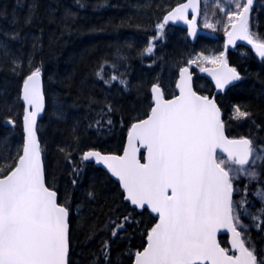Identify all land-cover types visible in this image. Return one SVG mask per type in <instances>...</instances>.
Instances as JSON below:
<instances>
[{"label": "trees", "instance_id": "1", "mask_svg": "<svg viewBox=\"0 0 264 264\" xmlns=\"http://www.w3.org/2000/svg\"><path fill=\"white\" fill-rule=\"evenodd\" d=\"M183 1L0 0V162L15 163L13 158L22 154L20 93L27 76L39 68L46 109L37 132L46 185L57 191L59 203L67 202L70 210L69 264H105L104 241L109 243V264H132L157 222L147 210L132 209L119 185L82 156L89 150L120 155L131 126L151 112L152 87L159 85L164 96L172 98L183 67L199 54L221 53L219 40L199 37L192 44L184 29L164 25L161 31L158 27ZM259 29L264 35V11L259 14ZM149 45L151 55L145 51ZM244 57L229 54L231 65L244 75L218 97V104L229 137L263 144L264 62L249 51ZM101 66L109 84L96 75ZM112 75L118 79L111 81ZM194 87L206 96L214 93L212 84L199 75ZM234 105L251 115L237 121L232 116ZM8 119L14 124H8ZM10 171L5 167L0 178ZM263 181L264 175L258 181H237L234 202L241 197L245 204L256 199ZM89 191L93 198L88 197ZM125 216L129 222H124ZM122 222L124 228L117 229ZM254 223L261 226V220ZM221 243L228 249L226 237Z\"/></svg>", "mask_w": 264, "mask_h": 264}, {"label": "snow or ice", "instance_id": "2", "mask_svg": "<svg viewBox=\"0 0 264 264\" xmlns=\"http://www.w3.org/2000/svg\"><path fill=\"white\" fill-rule=\"evenodd\" d=\"M252 6L253 0L237 2V11L228 14L232 28L227 32L228 44H234L237 39L247 41L264 59V42L254 39L250 32ZM189 8L198 11L197 0H188L171 11L158 27L162 31L169 21H183L189 25V34L195 36V19H187ZM145 51L151 55L153 47L149 45ZM205 59L208 58H197ZM208 62L219 66L200 70L209 72L217 89L223 90L242 79L235 68L228 67L223 54ZM103 73L101 66L96 75L109 84ZM40 77L41 70L36 68L23 85V100L33 110L26 109L23 118L26 142L22 155L18 153L13 158L15 163L0 162V174H4L5 167L11 169L0 178V264H68L70 210L67 202L58 203L57 191L46 186L36 135V117L44 107ZM117 79L116 75L110 77L111 81ZM191 80L188 68L181 69L176 85L179 95L171 100L164 99L159 85L152 87L155 106L146 119L131 126L122 156L88 151L82 160L94 159L97 164H103L119 181L125 200L135 208L149 209L158 217L147 233V246L135 253L134 264H264V255H257L250 238L247 242L242 239L246 226L241 224L242 231L236 227L240 223L236 205L242 206L246 201L243 197L233 200L234 192L239 191L233 181L241 173L256 179L257 173L244 166L249 165L250 158L253 163L264 159V149L253 157L251 139H228L215 100L197 95ZM108 111L112 109L109 107ZM250 115L237 107L234 118ZM107 122L110 124L111 120ZM7 123L14 121L8 119ZM140 147L146 149V156L141 157L145 163L138 158ZM217 149L227 154V161L217 155ZM226 163L238 166L235 175H230L232 169L226 168ZM72 183L75 185L76 180ZM87 195L94 197L91 191ZM256 195L264 202V192ZM251 219L255 222L261 218L252 215ZM124 222H129L128 216ZM254 226L260 230L259 223ZM116 228L123 229L124 223ZM221 229L232 234L230 250L217 242ZM111 234L116 237L117 231ZM229 251L238 254L230 255ZM101 257L109 264L108 241L103 242Z\"/></svg>", "mask_w": 264, "mask_h": 264}, {"label": "rangeland", "instance_id": "3", "mask_svg": "<svg viewBox=\"0 0 264 264\" xmlns=\"http://www.w3.org/2000/svg\"><path fill=\"white\" fill-rule=\"evenodd\" d=\"M239 2L241 4L246 3V0H202V4L204 8L201 11V19L200 23L205 27L206 24H211L213 27L209 28L211 30L216 31L217 33L223 34L228 29L231 28V25L228 21V14L230 12L237 11L236 9V3ZM264 11V0H255L253 11H252V20L250 23V32L253 34L254 39L264 42L260 35L258 34L257 30V15ZM220 54L217 55H204L199 54L195 58L197 61L195 64H191L190 66L195 68L197 72L200 71L201 68H207V67H214L217 64H213L208 62V60L218 57ZM198 57H205L208 59L205 60H197ZM239 107L241 111L247 112L245 108H243L241 105H234L232 110V116L234 117L235 109ZM236 119V118H235ZM247 118H241L236 119L237 121H244ZM242 123V122H241ZM253 157L257 155V152L261 149H264V142L263 144H253ZM218 156H221L227 161V158L223 155L219 154ZM226 168H231L232 172L231 175H235V171L238 166L227 164L225 165ZM249 171H255L257 173L256 179L252 180L248 178L245 174L241 173L240 177L238 179H235L233 181V186L235 189H237V185L235 183L237 181H241V179H247L250 181H258L260 180L264 175V159L255 160L253 163V159L251 158V161L249 165L244 166ZM258 192H264V181L262 182V185L259 186ZM237 194V192H235ZM256 199L252 200L250 203L245 204L243 207L239 208L236 206L238 210V214L240 215V223L236 225L237 229L239 231H242L241 224L246 226V233L242 236V239H244L246 242L250 238V240L254 243L255 248L257 250V255H264V237H262V234L264 235V211H261L264 209V202L261 201L260 198L256 195ZM248 213V214H246ZM250 214V215H249ZM255 215L260 217L261 219V226L260 230H255L254 228V221L251 219V216ZM247 246V245H246Z\"/></svg>", "mask_w": 264, "mask_h": 264}, {"label": "water", "instance_id": "4", "mask_svg": "<svg viewBox=\"0 0 264 264\" xmlns=\"http://www.w3.org/2000/svg\"><path fill=\"white\" fill-rule=\"evenodd\" d=\"M185 3H188V0H187L186 2H184L183 4H185ZM197 3H198V11L194 12L191 8H189L188 11H187V19H188L189 21L195 19V25H194V27H195V36H192V35L189 34V32H190L189 25L186 24V23H184L183 21H176V22L169 21V22L167 23V25H174V26L181 27V28L185 29V30L187 31V35H188V39H189V41H190L191 43H193V44H195V43L197 42V39H198L200 36L209 37V38H212V39L217 38V35H216V34H214V33L210 32V31H208V30H205V29H202V28L199 27V25H198V21H199V16H200V0H197ZM253 3H254V0H253ZM183 4H181V5H183ZM181 5H179V6H177V7H180ZM177 7H175L173 10H175ZM173 10H172V11H173ZM170 12H171V11H170ZM170 12H169V13H170ZM169 13H168V14H169ZM168 14H166V16H167ZM189 16H190V17H189ZM250 17H251V11H250V14H249V21H250ZM164 18H165V17H164ZM230 31H232V28H231ZM230 31H229V32H230ZM239 45H243V46L247 47L249 50H251V51L254 53V55H255L256 58H258V59H260V60H264V59H262V58L257 54L256 50L253 49L252 46H251L250 44L247 43V41H243V40H239V39H237V40H235L234 44H228V36H227V34H226V36H225V46H224V50H223V53H222V54L224 55L225 59H226V54H227V52H228L229 50H235ZM226 46H227V47H226ZM226 60H227V59H226ZM227 65H228V67H232V68H234V67H233L228 61H227ZM218 66H219V65H217V66H215V67L204 68V69L214 70V69L218 68ZM185 68H188V70H189V74H190L191 77H192V72H191L190 68H189V67H185ZM237 72H238V71H237ZM238 73H239V72H238ZM201 75H202L203 77L207 78V79L212 83L213 88H214V94H213L212 96H207V97H208L209 99H214L215 102H216V104H217V107L220 109V107H219V105H218V102H217V98H218V96H220V95H225V94L227 93V91H228L229 89L233 88L234 86H236V85L238 84L239 81H233L231 84L226 85L225 88H224L223 90H220V89H217V87H216V82H215V80H213L212 76L209 75V72H208V71H201ZM179 79H180V75H179ZM179 79H178V82H179ZM178 82H177V83H178ZM191 83H192L193 91H195V92L197 93V95L204 96V95L198 93V92L195 90V88H194L193 77H192ZM23 85H24V84H23ZM40 88H41L42 95H43V97H44V107H43V110H42V111L37 115V117H36V135H37V140H38V141H39V136H38V132H37V127H38V124H39L41 118L43 117V115H44V113H45V109H46L45 93H44V82H43V77H42V75H41V77H40ZM176 90H177V95H176V96H178V95H179V89L176 87ZM161 91H162V90H161ZM162 93H163V92H162ZM163 96H164V95H163ZM176 96H175V97H176ZM175 97H174V98H175ZM174 98H172V99H174ZM20 99H21V101H22V103H23V105H24V115H25V110H26V109H28L29 111H32V110H33V109L29 108V106L26 105L25 101L23 100V86H22L21 93H20ZM152 99H153V93H152ZM164 99H165V97H164ZM165 100H171V99H165ZM154 106H155V101H154V99H153V107H154ZM220 113H221V120H222V122H223V114H222L221 109H220ZM149 115H150V114H149ZM149 115H148V116H149ZM23 118H24V116H23ZM146 118H147V117H146ZM146 118H145V119H146ZM138 122H139V121H138ZM22 123H23V136H24V138H23V145H24V143L26 142V133H25V131H24V119H23ZM136 123H137V122H136ZM130 129H131V128H130ZM224 133H225V136H226L228 139H241V138H230V137L227 135V133H226L225 125H224ZM39 143H40V141H39ZM127 145H128V136H127V139H126V144H125L124 150H125V148H127ZM40 147H41V144H40ZM138 147H139V145H138ZM124 150H123V152H122L120 155H117V154H109V153H102L101 151H98V152H100L102 155H117V156H122L123 153H124ZM89 151H97V150H89ZM87 152H88V151H87ZM85 153H86V152H85ZM141 154H143V156H146V149L140 147V148H139V152H138V158H141ZM219 154H221V155H223L224 157L227 158V154H226V153H222V152H220L219 149H217V155H219ZM21 155H22V154H21ZM250 160H251V158H250ZM41 161H42V164H43V166H44V160H43L42 151H41ZM85 162L93 163L95 166L101 168L104 172H106V174H107V175H108V176H109L114 182H116V183L119 185L120 189H121L122 192H123V189L121 188V186H120V184H119V181H118L115 177L111 176V173L108 172L107 168H106L103 164H97V163L95 162L94 159H92V160H88V161H85ZM145 162H146V160H144V159L142 160V159H141V163H145ZM249 162H250V161H249ZM245 166H246V165H245ZM44 172H45V166H44ZM2 178H4V177H2ZM45 182H46V179H45ZM46 186H47V185H46ZM123 195H125V194L123 193ZM234 196H235V192H234V194H233V200H234ZM57 199H58V197H57ZM124 201H125V202H126V203H127L132 209H135V210H137L138 212H142V211H143L142 209L135 208V206L131 205L129 201H127V200H125V199H124ZM58 203H59V200H58ZM144 210H147V211L150 213V215L156 217V218H157V222H158V217L156 216V214L151 213V211H150L149 209H147V208H145ZM69 220H70V215H69ZM157 222H156V223H157ZM153 227H154V226H153ZM237 230H238V229H237ZM238 231H239V230H238ZM69 237H70V225H69ZM222 237H226V238H227V241H228V247H229V250H230L231 247H232V246H231V239H232V234H231V232L227 231L226 229H221V230L217 233V242L220 244V246H221L222 248H225V247L222 245V243H221V238H222ZM146 246H147V238H146V245H145V247H146ZM143 249H144V248H143ZM143 249H142L141 251H143ZM225 249H226V248H225ZM229 254H230V255H235V254H238V253H235L234 251H230ZM69 256H70V241H69L68 264H69ZM134 259H135V257H134ZM132 264H134V260H133V263H132Z\"/></svg>", "mask_w": 264, "mask_h": 264}, {"label": "flooded vegetation", "instance_id": "5", "mask_svg": "<svg viewBox=\"0 0 264 264\" xmlns=\"http://www.w3.org/2000/svg\"><path fill=\"white\" fill-rule=\"evenodd\" d=\"M187 0H185V1H183L182 3H180L179 5H181V4H183L184 2H186ZM254 3H255V0H254ZM254 3H253V6H252V9H251V17H250V21H249V25H250V23H251V20H252V11H253V7H254ZM179 5H177V6H179ZM177 6H175V7H177ZM174 7V8H175ZM174 8H172L170 11H172ZM204 8V6H203V4H202V0H200V16H199V21H198V25H199V27L200 28H203V29H205V30H208V31H210V32H212V33H214V34H216L217 35V38H215V39H212V38H209V37H206V38H209V39H211V40H219L221 43H222V51H221V53H220V55H222V53H223V50H224V46H225V36H226V34H227V32H229L230 30H231V28L230 29H228L225 33H223V34H220V33H217L216 31H214V30H211V29H209V28H206V27H204L203 25H201V23H200V19H201V11H202V9ZM169 11V12H170ZM168 12V13H169ZM261 12H263V11H261ZM260 12V13H261ZM167 13V14H168ZM259 13V14H260ZM259 14L257 15L258 17H257V30H258V34L260 35V37H261V39L264 41V35L261 33V31H260V29H259ZM190 17V16H189ZM165 25H167V24H165ZM169 26H174V25H169ZM175 27H177V26H175ZM179 28H181V27H179ZM183 29V28H182ZM185 30V29H184ZM186 31V30H185ZM186 34H187V31H186ZM201 37H204V36H201ZM187 38H188V35H187ZM199 39V38H198ZM189 40V39H188ZM249 51V53L252 55V57H254L256 60H258V61H262V62H264V60H260V59H258V58H256L255 57V55H254V53L251 51V50H249L247 47H245V46H243V45H239L235 50H229L228 52H227V54H226V59H227V61L229 62V54L232 52V53H235L236 55H238L239 56V58L240 59H243V58H245L244 57V54L245 53H247ZM230 63V62H229ZM231 64V63H230ZM218 65V64H217ZM216 65V66H217ZM233 66V65H232ZM185 67H189L190 68V70H191V72H192V77H193V81H194V79H195V76L196 75H199L200 77H203L202 75H201V70L199 71V72H197L196 71V69L195 68H193V67H191L190 65H187V66H185ZM185 67H183V68H185ZM215 67V66H214ZM234 67V66H233ZM182 68V69H183ZM208 68V67H207ZM235 68V67H234ZM238 72H239V74L241 75V77H242V79H243V75H244V73H243V71H240L239 69H237V68H235ZM181 71V70H180ZM179 75H180V72H179ZM203 78H205V77H203ZM178 79H179V77H178ZM207 79V78H206ZM241 79V80H242ZM208 80V79H207ZM241 80H239V82L241 81ZM209 81V80H208ZM178 82V81H177ZM210 82V81H209ZM238 82V83H239ZM211 83V82H210ZM212 84V83H211ZM213 86V85H212ZM161 88V87H160ZM162 89V88H161ZM214 89V88H213ZM166 98V97H165ZM166 99H170V98H166ZM137 211V210H136ZM144 211V210H143ZM138 212V211H137ZM140 213V212H139Z\"/></svg>", "mask_w": 264, "mask_h": 264}, {"label": "bare ground", "instance_id": "6", "mask_svg": "<svg viewBox=\"0 0 264 264\" xmlns=\"http://www.w3.org/2000/svg\"><path fill=\"white\" fill-rule=\"evenodd\" d=\"M24 84V83H23ZM23 86V85H22Z\"/></svg>", "mask_w": 264, "mask_h": 264}]
</instances>
